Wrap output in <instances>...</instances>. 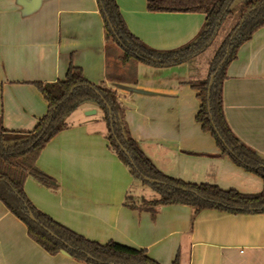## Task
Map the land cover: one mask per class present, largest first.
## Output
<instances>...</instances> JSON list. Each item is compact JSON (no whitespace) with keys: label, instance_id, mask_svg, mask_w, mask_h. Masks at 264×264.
I'll return each instance as SVG.
<instances>
[{"label":"crops","instance_id":"1","mask_svg":"<svg viewBox=\"0 0 264 264\" xmlns=\"http://www.w3.org/2000/svg\"><path fill=\"white\" fill-rule=\"evenodd\" d=\"M116 2L129 31L156 50L189 43L205 23L202 13L149 11L147 0ZM211 46L185 62L123 65L118 51L109 50L99 0H0L3 127L32 131L49 110L37 84L65 79L74 65L89 82L116 92L132 138L160 172L258 194L263 179L223 154L196 119L201 100L191 82L207 77ZM223 108L233 134L264 156V25L226 68ZM66 121L36 160L56 187L32 176L24 183L37 209L91 241L144 249L159 264L176 257L179 264H264V212L197 211L185 204L154 212L132 208L159 195L147 198L135 188L136 177L109 146L103 111L86 101ZM63 251L48 252L0 200V264H92Z\"/></svg>","mask_w":264,"mask_h":264},{"label":"trees","instance_id":"2","mask_svg":"<svg viewBox=\"0 0 264 264\" xmlns=\"http://www.w3.org/2000/svg\"><path fill=\"white\" fill-rule=\"evenodd\" d=\"M230 2L147 0L149 11L205 15L203 28L192 41L177 49L161 51L147 46L129 31L116 0H99L105 17L107 38L116 46L113 48L109 45V50L121 51L118 53L123 65L129 61H144L155 65L189 61L211 46L221 32V42L208 63L207 77L191 82L192 87L199 91L201 100L196 119L204 131L212 133L223 154H228L237 164L254 172L264 182V156L243 144L233 134L223 108L226 68L236 58L238 48L264 25V0H246L235 9V0L228 7ZM224 12L222 22L218 25ZM240 24V30L233 36ZM212 74H215V78L209 94ZM109 78L114 77L109 75ZM37 85L49 103V110L32 131L6 130L0 117V200L26 223L29 235L48 252L57 254L65 250L73 258L92 264H159L144 249L115 241L100 244L85 238L37 209L25 194L24 183L29 176L48 187H56V181L36 167V160L44 146L67 127V117L86 101L96 103L103 111L109 146L129 166L135 177L150 185L159 195V198L153 200L143 199L138 206L131 204L132 208L154 212L159 206L185 204L195 207L197 211L214 208L232 213L264 212V189L258 194H243L235 189L224 190L215 185L187 183L160 172L132 138L125 121L124 107L116 92L86 80L80 67L70 65L65 79ZM119 143L127 150L129 157ZM145 177L159 182H149ZM31 213L35 220L30 218ZM172 264H179V258L176 257Z\"/></svg>","mask_w":264,"mask_h":264},{"label":"rangeland","instance_id":"3","mask_svg":"<svg viewBox=\"0 0 264 264\" xmlns=\"http://www.w3.org/2000/svg\"><path fill=\"white\" fill-rule=\"evenodd\" d=\"M246 0H235V3H234V9L239 7V5L243 2H245ZM221 32L220 34L215 38V40L213 41L212 43V48H217V46L219 45V43L221 42ZM109 45H111L113 48H116L115 44L113 43V41L109 40ZM117 50V49H116ZM119 51V53H121L120 50H117ZM137 181H136V185H135V188L140 192L142 191V195L147 197V198H155V197H158V194L155 192V190L148 184H145L143 183V181L140 179V178H137ZM134 199V198H133ZM137 199V198H136Z\"/></svg>","mask_w":264,"mask_h":264},{"label":"water","instance_id":"4","mask_svg":"<svg viewBox=\"0 0 264 264\" xmlns=\"http://www.w3.org/2000/svg\"><path fill=\"white\" fill-rule=\"evenodd\" d=\"M233 2H234V0H231V2L229 3L228 7H230V6L232 5ZM225 12H226V11H225ZM225 12L223 13L221 19L218 21V25L222 22V19H223L224 15H225ZM241 26H242L241 24L238 26V28L234 31L233 36H235V35L238 33V31L240 30ZM228 53H229V50L227 51V54H228ZM222 62H223V61H222ZM221 64H222V63H221ZM214 78H215V74H212V75L210 76V81H209V88H208V92H209V94H210V91H211V87H212V84H213ZM97 93L99 94V92H97ZM93 112H95V111H93ZM119 145H120L121 149H122V150L126 153V155L129 157V153H128L127 150L123 147V145H122L121 143H119ZM145 179H147L149 182H159L158 180L151 179V178H147V177H145ZM30 218H31L32 220H35V217H34V215H33L32 213L30 214ZM63 252L67 253L65 250H64Z\"/></svg>","mask_w":264,"mask_h":264}]
</instances>
